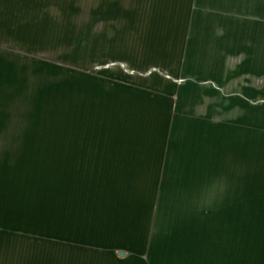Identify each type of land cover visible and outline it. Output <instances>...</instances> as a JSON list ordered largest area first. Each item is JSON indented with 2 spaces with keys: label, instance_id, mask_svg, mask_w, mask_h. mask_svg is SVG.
Segmentation results:
<instances>
[{
  "label": "crops",
  "instance_id": "obj_1",
  "mask_svg": "<svg viewBox=\"0 0 264 264\" xmlns=\"http://www.w3.org/2000/svg\"><path fill=\"white\" fill-rule=\"evenodd\" d=\"M10 1L0 0V264H264V149L253 155L245 135L264 108V22L246 19L245 0L86 5L99 64L85 57L67 132L49 134L15 127L29 55L12 37ZM93 220L109 224L98 234Z\"/></svg>",
  "mask_w": 264,
  "mask_h": 264
},
{
  "label": "rangeland",
  "instance_id": "obj_2",
  "mask_svg": "<svg viewBox=\"0 0 264 264\" xmlns=\"http://www.w3.org/2000/svg\"><path fill=\"white\" fill-rule=\"evenodd\" d=\"M245 2L246 11L248 5L251 7L250 18L248 14L246 19L264 22V0H245ZM10 3L12 37L27 45L29 55L26 93L12 97L13 116L22 120L15 127L20 128L19 131L43 134L53 133L54 128L55 132H67L70 81L72 86H82L86 56L89 57L91 54L93 62L96 59L95 63L99 64L103 46L85 43L86 40L94 39H85L87 30L84 29L85 16L89 15L85 13V6L94 3L98 5L99 0H11ZM234 3L237 10L238 7H244L243 0H235ZM238 13L242 11H237L239 16ZM32 56L37 59H33ZM91 68L93 69V66L90 64L86 67L88 70ZM17 104L19 106L16 108ZM251 115L252 124L250 130L246 126L245 135L246 139L250 136V141H246V145L250 144L254 155L255 150L264 149L263 106L261 110H251ZM86 127L92 131L93 125L89 124ZM43 170L45 180H50L51 172L48 171L50 167L44 166ZM108 224L109 221L93 220L91 231L102 233ZM112 238L113 236L110 239ZM93 240H104V238L93 234ZM122 245L127 247L121 242L112 248H123ZM92 246L99 248L95 244Z\"/></svg>",
  "mask_w": 264,
  "mask_h": 264
},
{
  "label": "water",
  "instance_id": "obj_3",
  "mask_svg": "<svg viewBox=\"0 0 264 264\" xmlns=\"http://www.w3.org/2000/svg\"><path fill=\"white\" fill-rule=\"evenodd\" d=\"M119 255H122V252H120V254Z\"/></svg>",
  "mask_w": 264,
  "mask_h": 264
}]
</instances>
